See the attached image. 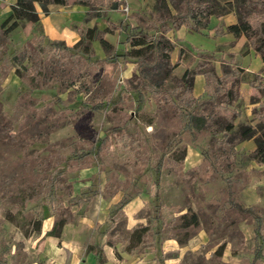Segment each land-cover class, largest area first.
I'll list each match as a JSON object with an SVG mask.
<instances>
[{
  "label": "rangeland",
  "instance_id": "1",
  "mask_svg": "<svg viewBox=\"0 0 264 264\" xmlns=\"http://www.w3.org/2000/svg\"><path fill=\"white\" fill-rule=\"evenodd\" d=\"M83 10L84 19L69 29L93 28L110 48L98 40L73 48L39 26L26 35L22 21L0 37V264H46L38 240L48 217L65 220L62 233L66 228L65 237L82 250L114 240L112 218L119 234L149 225L144 243L123 252L122 264H263L253 260V218L230 208L227 194L229 188L234 202L254 207L264 230V166L248 160L253 140L232 148L208 130L189 132L173 105L181 97L170 79L184 68L205 63L215 72L220 67L219 76L223 65L241 66L243 50L218 48L229 41L225 32L214 36L224 23L210 17L201 33H184L181 44L173 35L178 27L163 32L161 15L170 13L155 9V0H91ZM69 35L65 30L62 38ZM134 36L169 40L171 64L182 49L159 92L135 80L156 57H128ZM240 78L235 129L256 126L253 108L264 101V68ZM79 197L86 200L78 205ZM191 212L199 225L181 228L180 215Z\"/></svg>",
  "mask_w": 264,
  "mask_h": 264
},
{
  "label": "trees",
  "instance_id": "2",
  "mask_svg": "<svg viewBox=\"0 0 264 264\" xmlns=\"http://www.w3.org/2000/svg\"><path fill=\"white\" fill-rule=\"evenodd\" d=\"M102 1V0H101ZM68 0H16L11 7L9 16H7L0 24V37L16 30L19 22L22 21V31L28 35L39 21V15L34 10V3H38L42 13L47 12L48 4L66 5ZM82 6L87 7L91 0H76ZM112 3V7L116 6ZM174 9V14H171L170 8ZM155 9H165L169 15H161L160 21L162 26H166L163 32H167L174 27H185L190 30L201 33L207 27L210 17H222L231 12L235 16V23L230 26L221 24L214 31V36L219 33H229L235 35L236 38L244 36L249 47L254 50L255 54L264 62V0H155ZM110 31L107 27L105 33ZM103 32V33H104ZM79 40L74 44L73 48L88 43L92 40H98L102 48H110V44L102 37L96 36V31L93 28H87L79 31ZM150 40L147 36H134L130 40V51L127 56L131 59L141 60L145 62L147 58L156 57L151 65L141 68V74L136 76V82L148 87L155 92L161 89L162 84L170 77L172 71L179 64V59L182 58V49L179 51L180 56L175 64H171V54L175 46L167 39ZM56 44H64L62 41ZM68 48V47H66ZM85 49H87L85 47ZM205 63H196L192 67H187L180 76L171 78L178 87V97H181V102L173 104L179 112H182L186 119L185 128L189 132L206 131L212 135H219L221 138L217 141L221 144H226L230 147L242 143L244 141L253 140L254 148L248 155V160L255 164L264 166V101L259 104L258 108H253L254 119L259 122L256 126L239 125L235 129L234 120L239 116V111L234 106L237 100L238 84L242 83L240 75L244 70L235 64H228L227 67L223 64L221 67V75L217 76L215 68L212 67L204 69ZM103 68L106 70L112 69V62L104 61ZM196 75H201L205 80L204 96L195 97L192 94L193 78ZM258 86V84H257ZM261 89V88H260ZM263 89V87H262ZM261 89V90H262ZM159 92V91H158ZM167 99V98H166ZM228 205L240 215H246L253 218L255 222L254 236L255 245L253 247V260L264 259V236H263V222L262 218L257 214L254 207H244L239 202H234L231 199V191L228 188ZM86 199L81 197L76 199L79 205ZM127 201H122L116 210H121ZM181 228H195L198 226L197 214L184 213L180 215ZM65 220L54 221L51 230L46 233L48 237L60 238L62 235ZM114 240L107 239L104 246L111 247L114 255L119 259L120 255L116 249L117 245L122 247L121 252L130 254L138 246L144 243V239L151 231L149 225L139 224L137 227L130 229H123L119 234V228L116 226L115 220H110ZM38 231L40 230V223H36ZM188 234L184 238L177 239L178 244H183L187 240ZM111 237V238H112ZM102 246L98 244H89L85 247L84 252L91 253L96 257V264H104L106 262L105 255L102 251ZM224 246L221 245L215 250L217 256L223 254Z\"/></svg>",
  "mask_w": 264,
  "mask_h": 264
},
{
  "label": "crops",
  "instance_id": "3",
  "mask_svg": "<svg viewBox=\"0 0 264 264\" xmlns=\"http://www.w3.org/2000/svg\"><path fill=\"white\" fill-rule=\"evenodd\" d=\"M16 0H0V24L1 22L9 16L11 7L15 4ZM34 10L39 15V21L35 26L41 27L44 34L54 40H63L66 41L67 44L73 46L79 40V31L80 30H70L69 25L74 22H81L84 19L85 12L83 10V6L78 4L76 0H68L66 5H55L48 4L47 12L42 13L41 8L38 3H34ZM216 18V17H215ZM220 22L224 23V26H230L235 23V16L231 12L230 14H226L222 17H217ZM32 30H34V27ZM68 31L71 35L68 36L67 39L62 38L64 36V31ZM30 31V32H31ZM192 31L189 28L179 27L174 31V36L180 40L182 44L183 34L186 32ZM228 34L229 41L224 42L218 46V48H225L229 53H240L242 50V54H239L238 63L241 64L240 68L244 70L245 73H255L258 70L264 68V62L260 61V58L255 54L253 49L247 48V40L244 36H240L238 38L233 34ZM217 48V49H218ZM250 58L249 63L245 64V60ZM252 59V60H251ZM180 65V64H179ZM177 65V68L179 67ZM186 68H184L181 74L184 72ZM217 74L220 72V67L216 69ZM180 74V75H181ZM179 75V76H180ZM193 87L192 94L195 97L204 96V85L205 80L201 75H196L193 78ZM198 85V90L195 91V85ZM251 140V139H250ZM53 224V219L51 217L46 218L42 224V238L39 239L38 243L42 247L43 252L42 257H44V263L46 264H96V257L91 253H85L82 250V244L80 243L77 246L76 243L68 240L65 237V229L60 237V239L55 237H48L46 233L51 230V226ZM60 245H58L59 243ZM76 248H79L76 250ZM103 254L105 255L106 262L104 264H122L124 262L125 255L120 252V259L116 258L114 255L113 249L108 246H103L102 248ZM264 264V263H263Z\"/></svg>",
  "mask_w": 264,
  "mask_h": 264
},
{
  "label": "built area",
  "instance_id": "4",
  "mask_svg": "<svg viewBox=\"0 0 264 264\" xmlns=\"http://www.w3.org/2000/svg\"><path fill=\"white\" fill-rule=\"evenodd\" d=\"M123 10H125L126 12L128 11V10H127V7H125Z\"/></svg>",
  "mask_w": 264,
  "mask_h": 264
}]
</instances>
